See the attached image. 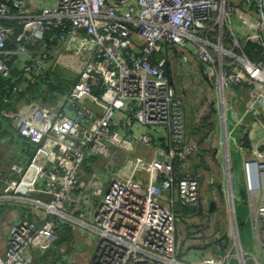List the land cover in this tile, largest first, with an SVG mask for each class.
Wrapping results in <instances>:
<instances>
[{
    "label": "built area",
    "instance_id": "obj_1",
    "mask_svg": "<svg viewBox=\"0 0 264 264\" xmlns=\"http://www.w3.org/2000/svg\"><path fill=\"white\" fill-rule=\"evenodd\" d=\"M241 1L260 17L258 60L233 33L232 0H0V80L14 79L13 56L25 54V83L11 92L36 80L46 91L26 96L16 113L0 114V134L12 127L15 141L24 139L20 149L10 135L0 136L11 140L0 161V197L43 213L0 220V264H36L65 222L78 225L73 253L86 251L76 264H264V0ZM184 53L223 96V124L226 87L247 89L249 101L231 128L238 170L225 161L222 175L229 230L180 252L175 193L191 215L204 212L193 171L201 146L166 73L168 54L182 62ZM59 55L80 71L69 90L47 91L43 71ZM246 114L261 122L260 133ZM79 202L92 218L65 210ZM246 234L251 250L242 243Z\"/></svg>",
    "mask_w": 264,
    "mask_h": 264
},
{
    "label": "rangeland",
    "instance_id": "obj_2",
    "mask_svg": "<svg viewBox=\"0 0 264 264\" xmlns=\"http://www.w3.org/2000/svg\"><path fill=\"white\" fill-rule=\"evenodd\" d=\"M238 13L239 12L236 10L232 17L233 29H235V31L236 29H240V32L236 31L237 38L242 40V42H245L246 39H254V19L245 14ZM235 19H239L241 24L240 28L235 27ZM184 55L187 56L188 59H184L180 65L176 66V59L168 54L167 67L169 72H167V74L171 78V82L177 95L185 104L189 131L194 133L198 140L203 138V141H205L207 140V133L210 131L208 130L210 129V126L216 127L217 125V115L221 111V98L215 94V88L211 85L209 80L202 75V71L198 70L199 61L197 59H191L186 53H184ZM62 56L63 58L57 63L55 62L54 65H51L50 68H52L53 72L60 73L61 75L65 74L64 77H67L66 80L70 83L75 78L77 70L70 71L69 67L66 68L65 65L67 66V62L69 61L64 59L68 57L67 55ZM177 62L180 61L177 60ZM244 97L246 99L242 100ZM242 98H239L240 111L246 107L245 105L249 101V93L247 94V92H245ZM222 102H224V99ZM241 102L243 104L242 107ZM252 117V115H247V125L252 122ZM7 129H9V127L6 126L2 130ZM10 136L12 137V133ZM18 141L24 142V139L18 136ZM204 143L205 142H202L200 145L202 148L205 147ZM27 146L30 148V151H32V144L27 142ZM8 147L9 146H5L2 151L6 153ZM210 149L211 145L208 150ZM233 157L235 161L233 168L234 170H238L239 166L237 163L240 159V151H233ZM211 165V169L204 173L205 177L198 191V195L204 208V212L201 215H191L181 204L180 199L177 198L178 195L176 193L174 195V200L176 201V231L178 250L180 252L186 251L192 244L213 243L217 237L229 230V220L232 216L229 212L224 192L226 180L224 182L222 174L217 170L215 163L212 160ZM101 176L106 178L105 174H101ZM101 183L106 186L104 181H101ZM210 204H212L211 209ZM73 242L74 239L72 240V238H69L62 244H59V246H54L52 244L51 253L45 258V262L41 264H64L70 259L72 250L76 249L73 246ZM242 243L251 250V235L246 234L243 236Z\"/></svg>",
    "mask_w": 264,
    "mask_h": 264
},
{
    "label": "crops",
    "instance_id": "obj_3",
    "mask_svg": "<svg viewBox=\"0 0 264 264\" xmlns=\"http://www.w3.org/2000/svg\"><path fill=\"white\" fill-rule=\"evenodd\" d=\"M232 1L236 5L235 11L237 10V12H239L238 14H243V15L245 14L246 16L253 18L254 23H255V25L253 26L255 29L254 39H252V38L246 39L245 42H242V40H239L237 38V35H236V31L240 32V29H236V31H235V29H233V27H232V17L234 16V13L231 17V28L233 30L234 35L236 36V39H237L241 49L243 50V46L246 44V42L248 40H251L253 42H256L258 40L262 41L261 27H257V25H256L258 23V20H260V17L258 16L257 13H255L254 11L251 10L252 9L251 4L248 5L246 2H243L241 0H232ZM238 14H236V15H238ZM234 24H235L236 28H240L241 24H240L239 19H235ZM239 37H240V33H239ZM243 52L246 54V56L249 59L255 60V59H252L244 50H243ZM62 58H63V56H61V55L57 56L56 60L53 62L52 65H54L55 62L57 63ZM27 59L28 58H26L25 54L14 56V58H13L12 63L15 65L14 70H13L14 79L12 81L7 82L8 85H7L6 90H5L12 97V99L10 100V101H12V105L10 104L8 107V109L11 112L8 114L16 113V111L20 107L21 102H24L26 99L27 89L19 91L18 93H13V92H11V88L15 84L23 85L25 83V78H23L21 76V74L23 73L22 68L26 64ZM64 60L69 61V62H67L68 64H67V66L65 65V67L66 68L69 67L70 71L71 70L72 71L77 70V73L80 71L79 65L77 66L76 62L73 59L68 57ZM175 63H176L175 64L176 66L181 64V62H177V60ZM198 70L202 71V75L204 74L202 66H201V68L199 67ZM77 73H75V74H77ZM44 74H46V75H44ZM52 74H54L55 76H58L59 78H62L64 81H67L66 80L67 77H64L65 74L61 75L60 73L53 72L52 68H50V67L43 71L44 76L50 77ZM76 76L73 79V81L76 80ZM51 79H55V78H51ZM33 82H35V81H33ZM37 84H39V83L37 82ZM7 88L9 91H7ZM27 88H28V85H27ZM225 92H226V97L228 99V100H226V110H227V115H228L227 120H226L227 124H223V121L221 118L222 110H223L222 105H221V107H220L221 111L217 115L216 127L210 126V129L213 131V134H212V132L207 133V135L211 134V136L213 138V140H212L213 148L211 146V149L208 150V148H210V144H205V143H207L206 141L209 139V137H207V140L203 141V142H205L204 143L205 147H203V148L199 147V149H200L199 151H200V153L203 154V156H202L203 158L199 157L200 160L197 163H199L201 160H204V165H199L196 169L198 175L201 176V183L205 177L204 173L209 171L212 167L211 160L215 163V166H216L217 170L220 171V174L223 175L224 171H225L224 170L225 169V161L226 162L228 161L233 168L235 165V161H234V157H233V151H235V150L240 151V149L238 148L239 145L237 144V142H235V139L231 134V128L234 125L236 126L237 116L241 112L240 111L241 108H240L239 98H242V96L245 94V92H247V89L244 90L242 88H239V87H236L233 85H229L228 87H226ZM247 94H248V92H247ZM245 99H246L245 97L242 98V100H245ZM242 105L243 104L241 102V107H242ZM243 110L244 109H242V111ZM0 114H2L1 111H0ZM252 118H253L251 120L252 122H250V124H249L252 132L260 133L261 129L263 128L261 122L258 119H255V117H252ZM247 122L248 121L246 118V123ZM200 128H202V127H200ZM13 130L14 129L12 127L11 128L9 127V129L3 130L2 133L0 134V136H2V137L5 135L9 136L12 133V137H13L12 140L14 141V144H16V146L18 148L22 149V144L18 140L15 141V136L13 135L14 134ZM249 133H250V131H247V133L245 134V142H244L245 145H248V143H249V135H250ZM7 142H11V140H8L6 138L3 141L2 139H0V161L4 160L7 157V153L2 151V149L6 146L5 143H7ZM240 158H241V156H240ZM237 164L239 166V161ZM193 171H194V168H193ZM2 187H3V185L0 184V193H1ZM81 203L82 202H79L77 204L81 205ZM211 208L212 207L210 206V209ZM71 209H73V208L72 207L65 208V210L68 213H70L72 216H75L76 214H78V212L83 210V213H84V216L86 217V219L92 218V215H90L88 213V211L85 207H78L77 212H73ZM240 209L242 211L245 209V207L240 206ZM41 211H42L41 209H39V208L34 209V207L31 206V204L25 203L24 201H22L20 199H8L5 197H0V220H2V219H14L16 215H18V217H20L21 219H39V217H40L39 214L43 215V213H41ZM65 219H72V218H65ZM238 219H242L241 215H238ZM68 223L70 224L71 238L73 240L72 227L75 225H76V227H78V225L74 224L72 222H68ZM2 226H3V224H2ZM2 245L4 246L2 240L0 239V250L2 248ZM84 253L86 254V251ZM84 253H82V254H84ZM48 254H50V253H48ZM48 254H45V252H44L43 254L38 256L36 264H41V263L45 262V258L48 257ZM82 254L81 253H73V250H72L71 257L66 262L73 263L72 261L77 260L78 258H81ZM82 258H85V257H82Z\"/></svg>",
    "mask_w": 264,
    "mask_h": 264
},
{
    "label": "trees",
    "instance_id": "obj_4",
    "mask_svg": "<svg viewBox=\"0 0 264 264\" xmlns=\"http://www.w3.org/2000/svg\"><path fill=\"white\" fill-rule=\"evenodd\" d=\"M53 32H55L54 30H52ZM53 32H51V37L53 35ZM50 36H48L47 39V43L49 44H53L55 42L54 37L51 38ZM9 47L8 48H13L14 47V43H12L11 40L8 41ZM243 50L252 58L255 60L261 59L263 57V51H262V41L258 40L256 42H253L251 40H248L246 42V44L243 46ZM15 56V55H14ZM13 56V57H14ZM167 73V71H166ZM28 76V74H26ZM24 75V76H26ZM46 75V74H44ZM51 78H55V79H51ZM44 80L47 81V86L48 89L47 91H55V90H62V91H66L69 90L70 87L73 84V80L72 82L68 83L66 81H64L62 78H59L58 76H54V74H52L50 77L48 76H44ZM8 83L5 82L4 80H0V111L2 112V117L6 116L8 113H10L11 111L8 109L9 105H12V101H10L12 99V97L8 94V92H6V87H7ZM28 91H27V97H29V99H37L39 97H42L46 91L44 90V88L42 86H40V84H37V80L35 82L29 81V85H28ZM21 97V96H20ZM78 205H74V207H72L73 209H71L73 212H77L78 211ZM57 237L55 240V243L53 244L54 246L57 245L59 246V244H62L64 241H66L67 239L71 238V231H70V224L68 222L65 223H61L58 227H57ZM52 248L49 247V249L45 252V254L51 253ZM64 264H76V263H64Z\"/></svg>",
    "mask_w": 264,
    "mask_h": 264
},
{
    "label": "water",
    "instance_id": "obj_5",
    "mask_svg": "<svg viewBox=\"0 0 264 264\" xmlns=\"http://www.w3.org/2000/svg\"><path fill=\"white\" fill-rule=\"evenodd\" d=\"M177 54V53H176ZM201 155V157L203 156L202 154H200ZM199 165H204V160H201L199 163H195L194 165H193V168H194V173L195 174H197V167L199 166ZM196 179H197V181H198V183L200 184V182H201V176L200 175H196ZM201 206H202V204H201V202H199V204H198V210L200 211L201 210ZM211 207H212V204H211Z\"/></svg>",
    "mask_w": 264,
    "mask_h": 264
},
{
    "label": "flooded vegetation",
    "instance_id": "obj_6",
    "mask_svg": "<svg viewBox=\"0 0 264 264\" xmlns=\"http://www.w3.org/2000/svg\"><path fill=\"white\" fill-rule=\"evenodd\" d=\"M209 130H210L209 133L212 132V134H213V131L211 129H209ZM207 137H209V139L206 141L207 143H205V144H210L212 146L213 145V142H212L213 138H212L211 134L207 135ZM212 148H213V146H212ZM210 206H211V204H210Z\"/></svg>",
    "mask_w": 264,
    "mask_h": 264
},
{
    "label": "clouds",
    "instance_id": "obj_7",
    "mask_svg": "<svg viewBox=\"0 0 264 264\" xmlns=\"http://www.w3.org/2000/svg\"><path fill=\"white\" fill-rule=\"evenodd\" d=\"M176 55H177V54H176ZM203 140H204L203 138L199 140V144H200V145H201V143L203 142ZM200 154H202V153H200V151H199V155H200ZM202 155H203V154H202ZM200 156H201V155H200ZM201 158H203V157H201ZM197 174H198V173H197ZM197 174H195V176H196ZM200 184H201V182H200Z\"/></svg>",
    "mask_w": 264,
    "mask_h": 264
},
{
    "label": "bare ground",
    "instance_id": "obj_8",
    "mask_svg": "<svg viewBox=\"0 0 264 264\" xmlns=\"http://www.w3.org/2000/svg\"><path fill=\"white\" fill-rule=\"evenodd\" d=\"M221 99H222V101H223V99H224V98H223V96L221 97ZM221 105H222V104H221ZM85 256H86V254H85V253H84V254H82V257H85ZM87 260H88V259H85V262H87Z\"/></svg>",
    "mask_w": 264,
    "mask_h": 264
}]
</instances>
